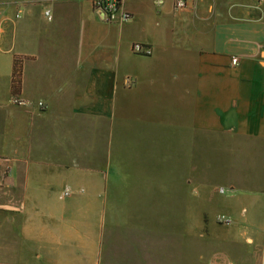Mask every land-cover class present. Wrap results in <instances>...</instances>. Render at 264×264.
<instances>
[{"label":"crops","instance_id":"crops-1","mask_svg":"<svg viewBox=\"0 0 264 264\" xmlns=\"http://www.w3.org/2000/svg\"><path fill=\"white\" fill-rule=\"evenodd\" d=\"M124 8L0 0V264H264V5Z\"/></svg>","mask_w":264,"mask_h":264},{"label":"built area","instance_id":"built-area-1","mask_svg":"<svg viewBox=\"0 0 264 264\" xmlns=\"http://www.w3.org/2000/svg\"><path fill=\"white\" fill-rule=\"evenodd\" d=\"M88 1H90L93 4L95 9L102 15L103 20L107 22L124 23L131 18L130 13L127 12V10L124 8L125 0H88ZM260 2L261 4L264 5V0H260ZM175 4L178 9H186L188 7V0H175ZM44 12L46 19H48L49 21L54 19V14L51 8H46ZM21 16H22V12L19 11L16 14V17L21 18ZM1 20H2V15L0 13V31H1ZM132 49L135 53L143 54L146 56H150L153 53V50L150 47L144 49V45L140 42L134 43ZM238 61L239 60L237 57L233 58V64L236 65ZM13 102L20 106H26L29 104L28 100L23 99L17 95H14ZM39 105L43 109L46 108L44 102H39ZM220 191L221 193H225V188H221ZM70 194L71 191L69 189H66L62 194V197L69 196ZM218 219L220 223L225 225H233L235 222L232 216L227 214H220L218 216Z\"/></svg>","mask_w":264,"mask_h":264},{"label":"rangeland","instance_id":"rangeland-1","mask_svg":"<svg viewBox=\"0 0 264 264\" xmlns=\"http://www.w3.org/2000/svg\"><path fill=\"white\" fill-rule=\"evenodd\" d=\"M45 13V12H44ZM46 18V17H45ZM48 20V19H47ZM49 21V20H48ZM52 21V20H51ZM210 157V156H208ZM213 159L210 160V163L212 164ZM213 166V165H212ZM208 178L211 181H214V171L213 169L207 172ZM221 192V191H220ZM162 220H159V223H161ZM165 221V220H164ZM218 221V225L222 226V227H230L232 225H225L219 222V219L217 218ZM167 226V221L164 222L162 224L161 227H166ZM161 241V240H160ZM199 250H200V241H199V236L198 235H194V238L192 237V241H191V260L195 261L198 259V255H199ZM162 254L168 253V251L166 252V250H162L161 251ZM160 259H163L164 257H162L161 255H159Z\"/></svg>","mask_w":264,"mask_h":264},{"label":"trees","instance_id":"trees-1","mask_svg":"<svg viewBox=\"0 0 264 264\" xmlns=\"http://www.w3.org/2000/svg\"><path fill=\"white\" fill-rule=\"evenodd\" d=\"M22 64L18 60H16V74H15V84L19 83V77L21 74Z\"/></svg>","mask_w":264,"mask_h":264}]
</instances>
